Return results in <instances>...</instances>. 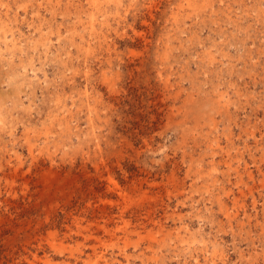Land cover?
<instances>
[{
  "label": "rangeland",
  "instance_id": "1",
  "mask_svg": "<svg viewBox=\"0 0 264 264\" xmlns=\"http://www.w3.org/2000/svg\"><path fill=\"white\" fill-rule=\"evenodd\" d=\"M0 264H264V0H0Z\"/></svg>",
  "mask_w": 264,
  "mask_h": 264
}]
</instances>
